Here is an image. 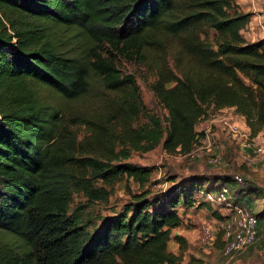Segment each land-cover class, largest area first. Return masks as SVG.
<instances>
[{
    "label": "trees",
    "instance_id": "16d2710c",
    "mask_svg": "<svg viewBox=\"0 0 264 264\" xmlns=\"http://www.w3.org/2000/svg\"><path fill=\"white\" fill-rule=\"evenodd\" d=\"M0 12V232L23 246L1 251L0 264H180L168 249L172 238L187 246L171 235L182 223L177 211L206 203L196 198L208 191L204 178L152 198L150 169L125 161L158 145L168 155L191 152L204 137L196 128L209 105L233 108L251 137L264 131V40L241 35L250 14L235 0H0ZM52 27L85 33L97 45L93 59L61 52ZM172 42L174 69H156L147 85L167 112L162 120L146 110L134 76L117 62L146 65V49ZM91 75L116 94L87 121L97 148L77 143L60 111L26 86L38 82L71 101L88 93ZM122 177L140 191L88 229L70 208L73 193L106 203Z\"/></svg>",
    "mask_w": 264,
    "mask_h": 264
},
{
    "label": "rangeland",
    "instance_id": "374dc122",
    "mask_svg": "<svg viewBox=\"0 0 264 264\" xmlns=\"http://www.w3.org/2000/svg\"><path fill=\"white\" fill-rule=\"evenodd\" d=\"M49 34L51 41L57 45V48L69 56L91 60L93 59V54L97 53V45L81 31L67 27H52ZM207 35L210 40L213 32L207 31ZM143 54L144 62L149 66L150 70L142 62L137 63L124 59L117 62V64L124 74L134 76L140 98L146 110L163 120L167 116V112L147 88V85H150L154 80L156 69L167 65L169 68L174 69L177 48L175 43L172 42L164 50L151 48L146 49ZM89 83L88 93L79 99L71 101L62 98L60 94L51 91L38 82L26 81V86L36 92L46 105L57 108L60 111L67 128L72 131V135L77 134V143L80 141L82 146H85L87 142H91L92 145L90 146L94 148L97 143H95L96 140H91L87 136V132H89L87 121L97 120V116L101 112L103 99H112L116 94L106 91L99 79L94 75H91ZM211 106L209 105L206 111ZM239 117L234 114L232 119L237 123ZM137 122L141 124L145 120L144 118H137ZM238 125L242 132L249 133L245 126L241 127V124ZM213 132L219 133V136L218 138L214 137L215 142H212L210 150L205 149V156L200 159L180 154L168 155L163 151L161 145H158L146 153L131 152L130 157L125 162L133 166L150 169L151 179L146 186L149 187L152 198L159 197L163 199L162 195L173 184H187L191 180L202 177L205 178V183L208 185L205 186L203 184L204 189H214L213 183L217 186L226 184L231 188L233 199L235 198L238 203L250 208L253 212L263 215L264 153L255 155L245 150L241 139L232 137L226 131L214 129ZM253 138H255L257 143L264 145V131ZM214 146L217 148L215 149ZM212 154H215L218 158V162L214 166H210L207 163ZM78 156L90 157L86 153ZM74 170L82 171L83 168L75 167ZM215 173H221V177L226 179L208 180L209 176H213ZM234 175L241 176L243 181L240 184H236L232 181ZM106 188L110 189V187ZM111 188L109 200L106 203H88L81 191L73 193L70 208L72 211L78 209L81 220L88 229L99 226L100 219L120 213L122 206L126 202H131V195L140 191L137 183L125 177L116 181ZM196 198L200 201L203 197L201 194H197ZM211 210V206L204 210L193 208L189 215L186 216L187 222L183 229L189 239L186 248L182 250L181 248L176 249L173 241L169 243V251L180 255V264H264V236L260 237L255 244L236 255L233 259L229 260L222 256L223 241L221 233L215 228L213 222L215 218L211 219ZM200 224H209L214 230V239L207 245L198 243L197 227ZM21 250H23V246L19 240L0 232V252L8 251L10 253V251L20 252Z\"/></svg>",
    "mask_w": 264,
    "mask_h": 264
},
{
    "label": "built area",
    "instance_id": "2783aa9c",
    "mask_svg": "<svg viewBox=\"0 0 264 264\" xmlns=\"http://www.w3.org/2000/svg\"><path fill=\"white\" fill-rule=\"evenodd\" d=\"M220 109H214L212 106L206 111L205 119L210 131L214 121H218L223 130L227 133L241 139L242 146L245 150L255 155L264 153V145L255 141L250 133L241 131L239 125L227 116L217 113ZM249 131V130H248ZM211 142V141H210ZM210 144L206 146L200 144L191 152L185 154L188 157L200 159L205 156V149L209 150ZM208 152V151H207ZM207 162L215 165L218 162L217 156L212 154ZM236 184H240L243 178L234 175L232 179ZM204 201L208 203L218 213V218L213 220L215 228L221 233L223 241L222 256L227 259H233L251 245L254 244L259 234L264 233V215L253 212L250 208L241 206L234 202L231 188L222 184L208 191H201ZM214 239V230L209 224H201L199 227L198 243L207 245Z\"/></svg>",
    "mask_w": 264,
    "mask_h": 264
},
{
    "label": "crops",
    "instance_id": "0c3cea01",
    "mask_svg": "<svg viewBox=\"0 0 264 264\" xmlns=\"http://www.w3.org/2000/svg\"><path fill=\"white\" fill-rule=\"evenodd\" d=\"M235 2H236V4L238 5L239 9L242 12L250 14L249 22L241 30V35L243 36V38H245V40H247L249 42H255V41L264 40V0H235ZM217 113H219L221 115H224V116H227L230 119L233 118L234 114L237 115L234 112L233 108H230V109L223 108V109L218 110ZM237 116H239V115H237ZM238 122H237L238 124L242 125L241 127L245 126L246 129L249 130L242 117H239ZM208 127H209L208 121L204 120L203 122L199 123L197 125V128H196L198 131H202L203 132L204 137H203V139L201 141V144H203L205 146L207 144H210L211 142H215V138L214 137L218 138L219 133L217 134L216 132H213L214 129H218V130L224 131L223 127L221 126V124L218 121H214L213 122L210 131H206V129ZM232 137L236 138L233 135H232ZM210 148H211V146H210ZM216 148L217 147H215V149ZM207 163L210 166H214L213 164H211L209 162H207ZM221 175H222L221 173H215L213 176H209L208 180L209 179L216 180L218 178L224 179L223 177H221ZM204 184H205V186H208L205 183V178H204ZM216 186L217 185L215 183H213V188H215ZM201 201H203V199H201L197 203H199ZM207 207H210V205L205 203L203 206L195 205L194 207H180V208H178L177 213H178L179 217L181 218L182 223H181V225L179 227H177V228L172 230V233H171L172 237H174L176 235L181 236V237H183L185 239L186 243H188L189 239L185 235V231L183 230L184 229V225L187 222L186 216L189 215V213L192 211L193 208H198V209L200 208V210H204ZM210 213L212 215L211 219H214L215 217L218 218V216H219L218 213H215V210L213 208L210 211ZM200 225L197 227V229H198L197 238H198V235H199V227H200ZM172 241H173L176 249H179L178 243L173 238L170 240V242H172ZM174 254H176V253H174Z\"/></svg>",
    "mask_w": 264,
    "mask_h": 264
}]
</instances>
